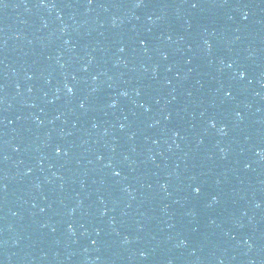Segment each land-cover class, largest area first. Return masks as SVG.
Returning a JSON list of instances; mask_svg holds the SVG:
<instances>
[{
	"label": "water",
	"instance_id": "water-1",
	"mask_svg": "<svg viewBox=\"0 0 264 264\" xmlns=\"http://www.w3.org/2000/svg\"><path fill=\"white\" fill-rule=\"evenodd\" d=\"M0 264H264V0H0Z\"/></svg>",
	"mask_w": 264,
	"mask_h": 264
},
{
	"label": "snow or ice",
	"instance_id": "snow-or-ice-1",
	"mask_svg": "<svg viewBox=\"0 0 264 264\" xmlns=\"http://www.w3.org/2000/svg\"><path fill=\"white\" fill-rule=\"evenodd\" d=\"M193 6L195 7V5H193ZM240 75H241V76H243V75H244V73H241ZM69 91H71V89H69ZM57 151H59V149H57ZM195 191H196V192H199V191H200V189H199V188H196V189H195Z\"/></svg>",
	"mask_w": 264,
	"mask_h": 264
}]
</instances>
